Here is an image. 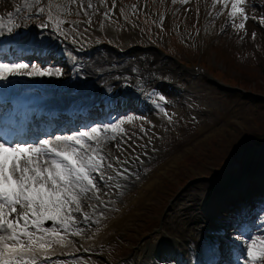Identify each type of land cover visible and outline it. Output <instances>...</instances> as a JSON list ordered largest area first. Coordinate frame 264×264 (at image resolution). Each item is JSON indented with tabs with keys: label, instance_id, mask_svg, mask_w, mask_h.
Wrapping results in <instances>:
<instances>
[{
	"label": "rangeland",
	"instance_id": "rangeland-1",
	"mask_svg": "<svg viewBox=\"0 0 264 264\" xmlns=\"http://www.w3.org/2000/svg\"><path fill=\"white\" fill-rule=\"evenodd\" d=\"M33 1V10L20 11L24 12L19 15L22 24L12 26L11 20L3 17L0 20V27L9 28L0 40H8L11 50L25 48L20 41L24 36L28 38L31 31L44 35L46 41L50 40L48 36L55 37L59 41L55 47L60 50L68 46L73 54L85 60L92 56L103 58L104 53L112 61V68L122 70L145 67L153 53L160 62L167 61L178 68L182 79L178 87L181 91L164 90L166 96L161 98L159 122L146 110L128 107L110 113V122L103 123L110 131L99 133L98 146L105 159L104 167L93 173L95 183L106 186L104 182L111 181L109 177L128 173L129 166L135 168L139 178L154 168L156 187L146 192L147 200L132 207L131 217L117 227L115 237L97 248L85 247L74 234L80 231L85 236L81 232L84 222L69 220L61 229L67 227L72 246L66 250L65 242L53 243L55 252L46 261L41 259V264H146L150 248L162 243L164 220L187 192L197 194L199 201L195 208L198 214L203 212V218L191 226L203 227L208 220L221 225L233 223L227 233L221 228L226 260L219 264H248L247 248L257 254L264 251V182L260 178L264 170V146H260L264 138V102L255 100L264 97V0H245L238 5L244 13L237 12L235 17L230 16L233 0H215V3L214 0H175V3L149 0L157 11L156 14L152 11L154 18L148 16L151 7L147 0ZM17 4L18 0L4 2L0 11ZM242 23L244 28L239 27ZM69 38L77 44H69ZM16 43L20 45L15 48ZM40 48L41 44L38 54ZM54 55L55 49L51 48L47 56L20 62L29 65L27 71L35 66L68 74L65 62L56 63ZM9 58L8 55L0 58V62ZM97 71V78H102L104 73ZM124 92L132 93L128 89L119 91ZM238 160L253 164L239 166ZM109 164L112 167H107ZM250 170L254 172V189L248 194L242 188L241 194H236L239 204H230L231 210L220 209L226 201L221 198L216 202V198L215 203L209 201V211L202 208L200 201L210 191V198L226 190L235 197L234 190ZM98 191L93 203L111 197L104 189ZM249 199L257 203L255 211L245 220L239 217L236 221L232 210L243 212ZM44 227L56 231L52 221ZM250 227L255 228L258 237L246 235ZM157 259L149 263L187 264L185 260L178 262V255Z\"/></svg>",
	"mask_w": 264,
	"mask_h": 264
},
{
	"label": "bare ground",
	"instance_id": "bare-ground-1",
	"mask_svg": "<svg viewBox=\"0 0 264 264\" xmlns=\"http://www.w3.org/2000/svg\"><path fill=\"white\" fill-rule=\"evenodd\" d=\"M8 1L12 2V0L0 1V6L4 2L8 3ZM34 4V1L31 0H18L17 6L11 9L8 8L1 10L0 17L12 20V26L20 25L23 22L21 21L22 17L19 15L24 14V12L20 11L25 9V13H28L33 10ZM17 9L20 10L17 11ZM8 31V26L0 27V35ZM49 38L52 40L50 45L52 43H59L55 37L49 36ZM23 40L27 46H31L33 43V49L35 50L37 44L44 43V35L34 34L29 31L28 38L27 36H24L21 41ZM67 42L72 45L77 44V41L71 38H69ZM40 49H42V47ZM102 55L103 58H100V56H92L90 59L85 60L84 58L77 57L73 54L70 47L64 46L61 55L54 59L56 63L65 62L64 65H67L68 67V74L63 75L53 68H49L48 72L51 73L50 75L16 76L13 80H0V91L3 92L2 101H6V104H8L7 101L13 94L19 93L24 96V98L31 96L30 109L31 107H37V109L41 110L40 113L32 112V110H30V113L36 117L23 118V121L19 125L13 121H7L4 123L0 129V142L13 140L15 143H26L28 145L40 147L41 141L48 140L50 142L49 147L55 148L56 150H64L65 145L56 141L57 136H74L78 132L85 131L87 128L89 130L91 127L100 128L102 129L101 132L110 131L105 125H103V123L109 121V118L98 121L93 120L94 116L91 115L85 119H81L76 112L72 114L73 117L71 121H67L66 117L60 113L61 108L58 110V106H62L67 102V94H72V99L75 101L80 100V102H77V108L82 106V112L86 111L93 113L94 110H98L99 107L94 108L93 104L89 103V94H96L97 97H99L104 93L111 91L110 94H112V97L110 99L114 101L113 109L115 112H122L128 107L137 110L141 109L142 111L146 110V113L151 114V117L159 122L161 117L158 111L163 105L160 98L166 96L164 94L165 89H174L175 92L182 90V88H178L181 86L182 81L181 71L167 61L160 62L153 53H150V55H153L152 60L145 65V67H133L125 70L116 66V68H112V61L109 56L104 53ZM18 56L22 58L28 57L23 51H21L17 57ZM63 57L65 58V61H62ZM31 58L38 60L40 59V56L33 53ZM113 63L119 65L115 62ZM99 69L100 72L104 73L102 78H97L96 76V73L98 72L97 70ZM110 70H113V72L109 73ZM39 86L43 89L40 90ZM122 89H128L132 91V93L126 92L119 94V91ZM184 89L185 86H183V90ZM49 92L58 95L56 100L48 96ZM19 98H21V96H19ZM120 98H123V100L120 101ZM102 105L106 106V104L103 103L101 106ZM68 108L71 109L72 106ZM45 111H48L50 116H53L52 120H45ZM24 115L25 114H22L21 116ZM59 122H63L62 126L58 124ZM72 122L73 124H71ZM33 133H37L38 136L33 137ZM169 159L164 162L162 161L158 166H163L169 161ZM132 164L135 165V162L132 161ZM237 164L242 166L243 164H246V161L238 160ZM250 164L253 163L247 162L246 165L248 166ZM153 173L154 168L148 170L143 178H139L136 174L131 177L119 176L116 178V176H114L116 178L115 183L113 182V177L111 178V181L104 182L106 186L96 184V189L89 191L81 197L80 203L82 210L86 209V211L83 212V214L72 212L71 215L74 217V220H81L84 222L81 232L84 233L85 236L77 235L82 245L90 247L91 249L97 248L103 246L115 237L117 227L121 225L124 220L131 217L130 211L132 207H136L142 203V201L147 200L146 192L155 189L156 181ZM246 174L247 172L244 176H246ZM93 179L95 181L96 177H93ZM261 182H264V179ZM241 185L245 186L246 193L251 194L250 191H253L255 183H253V179L245 181V178H243L241 180ZM197 187V185L194 186V189L197 190ZM99 189L108 191L111 194V197L106 198L104 202L93 203L95 193H99ZM189 190L191 191V189ZM226 193L217 196L216 201L221 200L222 198V201L226 202L222 204L220 209L225 208L231 210L232 208L230 204H239L237 197H239L241 193H236L239 195L234 194L236 195L235 197H231L229 192ZM198 201L199 199L196 193L192 194L187 192L183 194V198L180 202H176L175 211L168 215L164 220L162 230L165 235L162 238V243L156 247L150 248L145 257L147 260L146 264H150L149 260H152L153 258L164 260L169 256H177L178 254L180 258L186 260L187 264H193L195 260L199 259L205 249L204 241H202L203 231L202 229H196L195 226H191L193 223H197L203 218V212L198 214L199 211L195 208ZM125 203L126 205L122 206ZM90 204H92V206L87 208ZM256 206L257 203L255 200H247L243 212L232 210L233 215H235V220L238 221L239 217L240 219L242 218L245 220L248 217V214H253ZM72 207H74V205ZM206 208L207 211H209L211 207L206 206ZM206 213V215H208V212ZM85 217H87V219H85ZM214 225H216V220H208L204 228H208L209 226L213 227ZM226 226H233V223H226ZM54 228L56 229L55 233H58L59 236L64 238L63 242L67 244L65 249H69L72 246L70 240L71 235L62 231L61 225H58L57 223H54ZM226 229L227 227H224V232ZM58 230L60 231L58 232ZM255 231L254 227H250L246 235L255 236ZM258 236L259 235H256L255 237ZM215 244L217 245L218 250L217 248L211 249L209 254L210 256L215 254L217 260L212 261L216 262L215 264H219L221 260H226L225 249L223 250L224 246H222V242L216 241Z\"/></svg>",
	"mask_w": 264,
	"mask_h": 264
},
{
	"label": "snow or ice",
	"instance_id": "snow-or-ice-1",
	"mask_svg": "<svg viewBox=\"0 0 264 264\" xmlns=\"http://www.w3.org/2000/svg\"><path fill=\"white\" fill-rule=\"evenodd\" d=\"M243 3L245 0H233L231 17L244 13L238 7ZM244 19H248L246 14ZM239 27L244 28V24ZM33 68L27 71L26 63L0 62V80L51 74ZM101 131L91 127L74 136H57L56 141L65 145L64 150L49 147L48 140L41 141L40 147L0 142V264H41V259L46 261L55 252L53 243L63 245L64 238L44 225L52 221L66 226L74 219L72 212L82 211L81 197L96 189L93 173L104 167L105 159L98 146ZM62 231L66 232L67 227ZM245 259L248 264H264V251L257 254L249 247Z\"/></svg>",
	"mask_w": 264,
	"mask_h": 264
},
{
	"label": "trees",
	"instance_id": "trees-1",
	"mask_svg": "<svg viewBox=\"0 0 264 264\" xmlns=\"http://www.w3.org/2000/svg\"><path fill=\"white\" fill-rule=\"evenodd\" d=\"M257 102L260 103V104L263 103V101L261 99H257Z\"/></svg>",
	"mask_w": 264,
	"mask_h": 264
}]
</instances>
